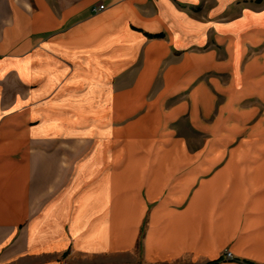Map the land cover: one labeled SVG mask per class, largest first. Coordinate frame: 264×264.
<instances>
[{
  "label": "crops",
  "instance_id": "0c3cea01",
  "mask_svg": "<svg viewBox=\"0 0 264 264\" xmlns=\"http://www.w3.org/2000/svg\"><path fill=\"white\" fill-rule=\"evenodd\" d=\"M257 2L0 0V264H264Z\"/></svg>",
  "mask_w": 264,
  "mask_h": 264
},
{
  "label": "rangeland",
  "instance_id": "374dc122",
  "mask_svg": "<svg viewBox=\"0 0 264 264\" xmlns=\"http://www.w3.org/2000/svg\"><path fill=\"white\" fill-rule=\"evenodd\" d=\"M258 3V2H257ZM264 3H261V2H259L256 6H257V9H262V8H264V5H263ZM224 19H228V17H225ZM257 103V111H258V113H257V122H258V124H260V122H262V121H264V117L263 118H260V114H261V112L262 111H264V103L262 102V103H259V102H256ZM242 105L244 106L245 104H243L242 103ZM242 106V107H243ZM117 123L118 124H120V122L119 121H117ZM244 132V130H242V132H241V134H240V136L241 137H243V136H245L246 134L245 133H243ZM246 136H249V135H246ZM233 137V138H232ZM231 137V139L230 140H233V142H239V141H242L243 139H241V137H240V139L239 138H237V133L236 134H234L233 136ZM229 138V137H228ZM252 140V139H251ZM244 141H249V139H248V137L244 140ZM252 141H255V142H259V141H264V139H263V136L261 135V137L258 135L257 137H256V139H253ZM227 252H231V251H226L225 252V257L227 258ZM232 253V252H231ZM232 255H233V253H232ZM233 257H234V255H233ZM228 259V258H227ZM228 260H230V259H228ZM232 261L233 260H235V257L233 258V259H231ZM65 264H68V263H65Z\"/></svg>",
  "mask_w": 264,
  "mask_h": 264
},
{
  "label": "built area",
  "instance_id": "2783aa9c",
  "mask_svg": "<svg viewBox=\"0 0 264 264\" xmlns=\"http://www.w3.org/2000/svg\"><path fill=\"white\" fill-rule=\"evenodd\" d=\"M104 7V5H100L99 9L102 10ZM227 258L230 260L234 258L231 252H227Z\"/></svg>",
  "mask_w": 264,
  "mask_h": 264
},
{
  "label": "trees",
  "instance_id": "16d2710c",
  "mask_svg": "<svg viewBox=\"0 0 264 264\" xmlns=\"http://www.w3.org/2000/svg\"><path fill=\"white\" fill-rule=\"evenodd\" d=\"M215 262H212L211 264H214Z\"/></svg>",
  "mask_w": 264,
  "mask_h": 264
}]
</instances>
